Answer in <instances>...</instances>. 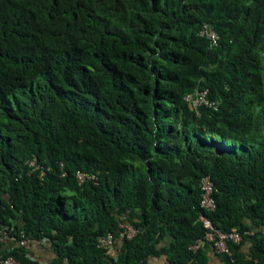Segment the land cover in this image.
<instances>
[{
	"label": "trees",
	"instance_id": "obj_1",
	"mask_svg": "<svg viewBox=\"0 0 264 264\" xmlns=\"http://www.w3.org/2000/svg\"><path fill=\"white\" fill-rule=\"evenodd\" d=\"M203 90L214 107L191 109ZM76 171L97 179L79 186ZM200 216L242 235L235 264H264V0H0L4 256L208 264V247L189 250ZM120 219L134 238L99 248Z\"/></svg>",
	"mask_w": 264,
	"mask_h": 264
},
{
	"label": "built area",
	"instance_id": "obj_2",
	"mask_svg": "<svg viewBox=\"0 0 264 264\" xmlns=\"http://www.w3.org/2000/svg\"><path fill=\"white\" fill-rule=\"evenodd\" d=\"M199 37L204 38L210 42L211 47H216L218 43V36L213 30L212 26L208 23H203L200 26L198 33ZM206 92H197L196 98L191 96L185 97V100L189 102L190 108L193 110L198 109L201 105L205 107H214V104L205 99ZM31 170L37 169L34 160L28 163ZM96 176L93 173L76 171L75 180L77 184L83 185L86 182H95ZM214 192L213 183L208 176L203 177L200 180V207L206 211H213L215 209V202L212 197ZM199 222L204 228V236L202 239L194 241L189 247V250L193 253L210 248L217 256H225L229 260V264H235V258L232 245H238L242 240V235L232 230L228 233L222 232L217 229L213 223L205 216L199 217ZM13 232L12 227L2 226L0 227V264H26L16 260L12 256H4L6 251H9L10 245L16 241V238L11 234ZM137 230L129 225L124 219H120L117 231L114 234L102 235L97 239V246L103 250H108L114 247L122 240H131L136 235ZM253 232H249L248 235H252ZM261 238L264 246V230L261 232ZM19 246L24 245V236L21 235V239L17 242ZM6 249V250H4ZM3 250L5 252H3Z\"/></svg>",
	"mask_w": 264,
	"mask_h": 264
},
{
	"label": "crops",
	"instance_id": "obj_3",
	"mask_svg": "<svg viewBox=\"0 0 264 264\" xmlns=\"http://www.w3.org/2000/svg\"><path fill=\"white\" fill-rule=\"evenodd\" d=\"M162 245H165V244H162ZM35 249L37 251V256H40L41 259H47L49 257L47 251L41 250V249H37V248H35ZM242 251L243 252H248L247 245L244 246V248L242 249ZM207 252H208L207 256H209V262H208V264H222L221 261H218V259H216V257H214L212 255V250L210 248L207 249ZM147 264H167V261H166L165 257L152 258V259H150L147 262Z\"/></svg>",
	"mask_w": 264,
	"mask_h": 264
},
{
	"label": "clouds",
	"instance_id": "obj_4",
	"mask_svg": "<svg viewBox=\"0 0 264 264\" xmlns=\"http://www.w3.org/2000/svg\"><path fill=\"white\" fill-rule=\"evenodd\" d=\"M204 91L206 92V90H203V91H199V92H204ZM196 93H197V92H196ZM206 94H207V92H206ZM205 99H206V95H205Z\"/></svg>",
	"mask_w": 264,
	"mask_h": 264
}]
</instances>
